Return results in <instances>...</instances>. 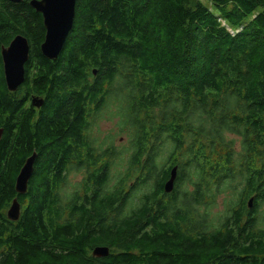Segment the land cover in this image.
Returning a JSON list of instances; mask_svg holds the SVG:
<instances>
[{
  "label": "trees",
  "instance_id": "obj_1",
  "mask_svg": "<svg viewBox=\"0 0 264 264\" xmlns=\"http://www.w3.org/2000/svg\"><path fill=\"white\" fill-rule=\"evenodd\" d=\"M29 1L0 0V49L17 34L29 43L14 91L0 53V264H264V0H76L52 60ZM105 114L117 130L100 140ZM116 159L126 167L111 186ZM73 170L82 179L65 192ZM148 175L154 191L127 210Z\"/></svg>",
  "mask_w": 264,
  "mask_h": 264
},
{
  "label": "water",
  "instance_id": "obj_2",
  "mask_svg": "<svg viewBox=\"0 0 264 264\" xmlns=\"http://www.w3.org/2000/svg\"><path fill=\"white\" fill-rule=\"evenodd\" d=\"M11 2H20L21 0H10ZM76 0H30L29 5L41 15L44 26V37L40 44V51L47 59H55L62 50L67 35L73 26ZM3 73L6 87L14 91L24 82L25 67L24 64L29 58V43L23 35H15L7 46H1L0 49ZM95 74V71H93ZM32 103L40 106L42 99L32 97ZM1 134V131H0ZM36 153L32 152L28 156L15 178L14 188L19 194L27 190L28 181L32 175ZM176 176V167L170 169L169 177L163 184V191L169 193L173 189ZM252 205V198H249L247 206ZM7 217L11 220H17L20 215V204L16 198H13L7 211ZM109 248L106 246H96L92 250V255L97 257L107 256Z\"/></svg>",
  "mask_w": 264,
  "mask_h": 264
},
{
  "label": "rangeland",
  "instance_id": "obj_3",
  "mask_svg": "<svg viewBox=\"0 0 264 264\" xmlns=\"http://www.w3.org/2000/svg\"><path fill=\"white\" fill-rule=\"evenodd\" d=\"M100 121H97L95 123L94 126V131H96L97 136L99 137L100 140H102V137L107 135V133L111 132V131H116L117 130V117H112L109 114H105L103 115ZM234 137L236 143H238V137L237 136H229V138ZM113 142L116 145H120V144H124L126 142V136H118V134L114 135L113 137ZM124 159H126V157H123ZM165 160V157L163 158ZM126 167V161L119 162L118 159L115 160L114 165L112 166L111 169V180H110V184L111 186L113 185L114 181H115V176L117 175L118 171H123ZM82 172L81 171H71L70 174L68 175L69 177V187H67V189H65V192H69L72 191L73 189H75V187L77 186V184L79 183V181L82 179ZM132 179H130L128 181V185H130L132 183ZM181 187V185H180ZM152 188L151 184L148 183L145 186L142 187H137L134 192H131V197L133 198L132 201H130L126 208L127 210L132 208L133 206H135L137 204V199L141 196L142 193H148V191ZM230 195H221L218 196L216 201L211 205V207L209 208V213L211 214L213 220H214V224L218 222L219 216L221 213H224L226 211L227 208V203H228V199H229ZM205 209V208H202Z\"/></svg>",
  "mask_w": 264,
  "mask_h": 264
},
{
  "label": "flooded vegetation",
  "instance_id": "obj_4",
  "mask_svg": "<svg viewBox=\"0 0 264 264\" xmlns=\"http://www.w3.org/2000/svg\"><path fill=\"white\" fill-rule=\"evenodd\" d=\"M2 46H5V45H2ZM7 46V45H6ZM30 101H31V103H32V100L30 99ZM30 101L28 102V104L30 103ZM32 105H33V110H37L40 106H37V105H35V104H33L32 103ZM0 131L2 132V129L0 128ZM0 136H1V134H0ZM165 164H166V161H163ZM166 166V165H165ZM173 166H175L176 167V176H175V180H174V186L175 187H177V165L175 164V165H172V166H170V168H169V171H170V169L173 167ZM164 171L166 172V167L164 168ZM169 171H168V177H169ZM168 177L166 178V177H164L163 179H162V181H163V183H162V186H163V184L165 183V181L168 179ZM148 183H150L151 184V186H152V188L148 191L149 193H152L153 191H154V189H155V185H156V179L155 178H152L150 175H148V178H147V184ZM174 188V187H173ZM166 194H169V193H166Z\"/></svg>",
  "mask_w": 264,
  "mask_h": 264
},
{
  "label": "bare ground",
  "instance_id": "obj_5",
  "mask_svg": "<svg viewBox=\"0 0 264 264\" xmlns=\"http://www.w3.org/2000/svg\"><path fill=\"white\" fill-rule=\"evenodd\" d=\"M21 200V199H20Z\"/></svg>",
  "mask_w": 264,
  "mask_h": 264
}]
</instances>
